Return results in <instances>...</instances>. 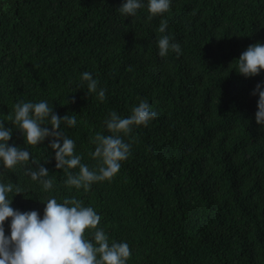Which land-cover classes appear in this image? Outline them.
Wrapping results in <instances>:
<instances>
[{"label": "trees", "instance_id": "trees-1", "mask_svg": "<svg viewBox=\"0 0 264 264\" xmlns=\"http://www.w3.org/2000/svg\"><path fill=\"white\" fill-rule=\"evenodd\" d=\"M124 2L0 0V121L12 129L8 145L30 152L14 170L0 162V183L23 190L9 193L11 207L43 218L48 198L74 196L101 216L109 243H128L127 264H264V125L252 94L258 83L264 89V70L245 77L236 69L249 45L264 44V0H171L151 21L147 0L134 17L120 14ZM160 35L181 54L161 57ZM84 72L106 90L103 102L87 94ZM141 100L156 117L121 134L130 155L87 192L65 186L53 137L28 146L7 120L20 102L47 101L58 116H75L60 131L95 169L90 137L111 135L109 113L127 118ZM33 161L48 169L52 189L26 173L37 170Z\"/></svg>", "mask_w": 264, "mask_h": 264}, {"label": "clouds", "instance_id": "clouds-1", "mask_svg": "<svg viewBox=\"0 0 264 264\" xmlns=\"http://www.w3.org/2000/svg\"><path fill=\"white\" fill-rule=\"evenodd\" d=\"M170 3L171 0H147V19L151 21L153 17L167 12ZM144 7L141 0H126L118 11L126 17H134L137 10ZM166 28L167 20H161L157 32L163 34ZM157 43L161 57H165L170 49L177 56L181 54L180 44L170 43L168 35H160ZM236 62V69L243 76L258 75L264 70V44L257 42L249 45ZM81 81L87 82V94L96 93L101 102L105 100L106 90L97 91L98 81L91 73L84 72ZM257 93L255 120L257 124L264 125V89L260 83L252 94ZM156 115L144 100L131 109L127 118L120 117L115 111L109 113L104 123L111 135L97 132L90 137L95 149L89 155L96 161L95 169L81 163V156L74 151V140L60 131L62 122L69 127L75 126V116H58L47 101L20 102L14 105V116L9 114L7 120L21 131L28 146H36L46 137H53L49 146L55 151L56 169H62L66 176L65 186L69 190L83 188L87 192L95 182L111 181L120 170V162L130 155L131 144L126 143L121 134L129 135L133 126H147ZM45 121L51 124V130L42 126ZM11 136L12 129L5 128L4 122L0 121V162L8 170L27 164L30 158L27 148L8 145ZM33 163L38 165L37 170L27 169L26 173L33 181H39L44 191L52 189L53 180L49 178L48 169L37 161ZM77 168L78 172L71 171ZM22 192L19 186L12 183H0V264H127L132 255L128 243L115 240L109 243L108 235L99 227L101 216L93 207L84 206L74 196H66L62 202L52 197L46 200L41 218L36 210L21 212L11 207L9 193L15 195ZM8 218H11V231L6 236L4 224ZM86 233L90 234V239Z\"/></svg>", "mask_w": 264, "mask_h": 264}]
</instances>
